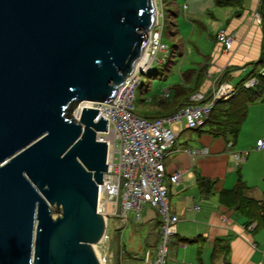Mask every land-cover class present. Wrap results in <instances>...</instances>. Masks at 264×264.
<instances>
[{
  "label": "water",
  "instance_id": "water-1",
  "mask_svg": "<svg viewBox=\"0 0 264 264\" xmlns=\"http://www.w3.org/2000/svg\"><path fill=\"white\" fill-rule=\"evenodd\" d=\"M155 19V0H0V264H100L107 123L84 104H111Z\"/></svg>",
  "mask_w": 264,
  "mask_h": 264
},
{
  "label": "crops",
  "instance_id": "crops-1",
  "mask_svg": "<svg viewBox=\"0 0 264 264\" xmlns=\"http://www.w3.org/2000/svg\"><path fill=\"white\" fill-rule=\"evenodd\" d=\"M258 5L259 0H241L240 6L235 7L237 10L225 16V28L216 29V33L233 35L231 49L222 51V45L214 37L210 55L202 65H196L199 70H192L188 75L193 78L182 75L178 84L157 88L156 93L149 84L145 89L140 84L139 96L135 93L136 114L152 119L172 113L186 104L200 103L208 97L213 79L221 73L232 85L233 78H239L242 72L258 68L264 42ZM152 77L165 80L166 75ZM256 102L260 101L248 107L230 148L227 140L207 133L204 127L193 130L207 134L199 136L194 147H189L190 137H185L182 143L178 140L184 131L189 130L172 127L178 135L164 160L165 171L168 178L179 170L180 179L176 184L165 182L167 194L174 197L172 204L167 197L169 210L178 218L166 264H264V153L252 151L256 150V142L264 138V108H252ZM244 152V161L236 165L233 153ZM239 179L245 186L242 197L256 203L257 213L250 225L251 217L239 209V204L219 199L222 192L234 189ZM145 224L143 257L146 258L157 244L159 221L150 218ZM110 253L113 264V253ZM119 261V264H127L122 259Z\"/></svg>",
  "mask_w": 264,
  "mask_h": 264
},
{
  "label": "built area",
  "instance_id": "built-area-1",
  "mask_svg": "<svg viewBox=\"0 0 264 264\" xmlns=\"http://www.w3.org/2000/svg\"><path fill=\"white\" fill-rule=\"evenodd\" d=\"M156 19L148 34L147 47L136 63L133 72L125 79L119 94L113 98L111 104L91 103L99 117L107 123L106 132L97 133L96 139L106 143L107 170L103 173L102 183L98 185V212L105 219V233L99 241L104 245L102 253L98 252L100 264H111V253L108 249L110 237L106 232L108 219H117V229L126 226L129 214L134 215L135 222L140 220V213L144 205L152 208L159 217L158 241L152 254L131 264H166L171 238L175 235L178 218L171 214L168 207L166 180L176 184L180 179V171L173 172L166 177L164 160L176 143L178 129H199L204 125L213 106L219 101L228 100L236 91L225 80L223 73L213 79L208 97L200 103L186 104L172 113L147 119L135 112L136 88L145 73L150 72L153 65L164 63V57L159 55L166 52L161 36L164 23L161 0H155ZM222 45V51L228 52L233 42V35L219 32L215 36ZM243 71V69H242ZM264 77V66L257 73ZM257 84L256 76L250 77L242 85L251 88ZM168 93L165 92V96ZM227 143V147H231ZM256 150L264 151V138L256 142ZM189 153L196 154L197 152ZM246 153H233L235 164L245 159ZM252 228L253 226H249ZM95 251V250H94ZM120 251L119 259H122Z\"/></svg>",
  "mask_w": 264,
  "mask_h": 264
},
{
  "label": "rangeland",
  "instance_id": "rangeland-1",
  "mask_svg": "<svg viewBox=\"0 0 264 264\" xmlns=\"http://www.w3.org/2000/svg\"><path fill=\"white\" fill-rule=\"evenodd\" d=\"M162 11L164 15V23L162 29L161 41L166 48V52L159 55L164 57V63H157L152 66L150 72L143 75V89L148 86L152 87V91L156 93L157 88H169L172 85L178 84L180 76L184 75L187 78H193L191 71L199 70L201 65L211 53V47H214L213 38L216 36V29H224L226 26V15L234 12L237 9L234 7H218L215 6V0H161ZM177 14H179L177 16ZM176 26V29H175ZM174 30L176 33H174ZM233 43V42H232ZM231 49V47H230ZM264 66V65H263ZM262 66L256 70L258 73ZM251 70L242 72L238 77L231 81L234 87H242L246 75ZM167 73V74H166ZM196 74V72H195ZM154 75H160L162 78L166 75L165 80L152 79ZM151 76V77H149ZM159 77V76H158ZM261 88H252V91L263 93L260 102L252 108H264V82ZM140 90L136 88V96H139ZM255 103V104H256ZM251 106V104L249 105ZM207 133L198 134L196 131H184V135L179 138V142H183L184 138H191L187 142L189 147H194L198 137ZM193 149V148H190ZM253 152H259L255 149ZM263 154L264 152H259ZM169 203H173V198L167 194ZM211 197V195H210ZM212 198V197H211ZM58 213H56V216ZM150 218L157 219L159 217L156 212L148 205H144L141 211V219L135 222L134 215L129 214L128 223L119 230L117 229L119 222L117 219H108L106 232L110 237L108 249L113 253V264L120 263V251H123L122 262L131 264L136 260H142L143 253L146 248L144 242L146 235L147 224ZM104 245L97 244L96 253H102ZM94 248V247H93ZM112 249V250H111Z\"/></svg>",
  "mask_w": 264,
  "mask_h": 264
},
{
  "label": "trees",
  "instance_id": "trees-1",
  "mask_svg": "<svg viewBox=\"0 0 264 264\" xmlns=\"http://www.w3.org/2000/svg\"><path fill=\"white\" fill-rule=\"evenodd\" d=\"M240 4L241 0H215V6L218 7L234 8L240 6ZM258 14L260 16L261 30L264 37V0H259ZM174 33H176L175 30ZM258 65H264V42L260 51ZM256 69L251 70L245 77V80H248L252 76H256L257 84L247 89L237 87L235 93L228 100L217 102L211 109L209 116L202 126L205 129L204 131L213 136L222 137L227 140L228 143L232 144L235 142L240 126L246 117L249 105L262 98L261 94L263 93L260 92V89L259 92L252 91V88L259 87L261 90L263 88L264 77L258 76ZM178 95H180V91ZM244 188L245 186L239 179L235 188L228 192H222L219 195V199L222 202L231 200L234 205L239 204V209L245 211V213L251 217L248 223V225H250L252 223V218H255L254 215L257 213V208L254 201L242 197Z\"/></svg>",
  "mask_w": 264,
  "mask_h": 264
},
{
  "label": "bare ground",
  "instance_id": "bare-ground-1",
  "mask_svg": "<svg viewBox=\"0 0 264 264\" xmlns=\"http://www.w3.org/2000/svg\"><path fill=\"white\" fill-rule=\"evenodd\" d=\"M84 105H85V106H89V103H85ZM96 246H97V244L94 245V249H96ZM95 252H96V250H95Z\"/></svg>",
  "mask_w": 264,
  "mask_h": 264
}]
</instances>
